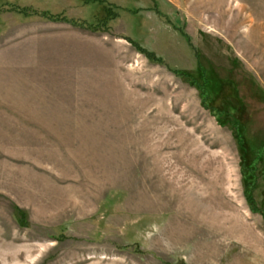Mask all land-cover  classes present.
I'll return each mask as SVG.
<instances>
[{
  "label": "rangeland",
  "instance_id": "obj_1",
  "mask_svg": "<svg viewBox=\"0 0 264 264\" xmlns=\"http://www.w3.org/2000/svg\"><path fill=\"white\" fill-rule=\"evenodd\" d=\"M196 50L263 90L260 143L264 0H0V264H264L232 131L171 70Z\"/></svg>",
  "mask_w": 264,
  "mask_h": 264
},
{
  "label": "trees",
  "instance_id": "obj_2",
  "mask_svg": "<svg viewBox=\"0 0 264 264\" xmlns=\"http://www.w3.org/2000/svg\"><path fill=\"white\" fill-rule=\"evenodd\" d=\"M104 11L107 12V19L113 18L114 13H112L109 7L104 6ZM46 13L48 12L45 11L44 14L48 16ZM103 17H96L97 22L104 24L105 20ZM182 34L188 39L185 33L182 32ZM131 42L149 60L159 63L164 61L153 50L142 47L132 39ZM195 56L196 66L194 68H171V70L195 86L199 90L202 106L214 111L218 122L221 125H227L231 129L237 149L240 152L243 190L248 206L252 211L262 213L264 217V208L256 202L254 197L258 172L263 181L262 194L264 195V140L256 143L246 137L250 114L245 109L244 99L240 95V88L244 85L255 86L259 92L261 91V95L258 96L261 98L263 96V90L261 88L258 89L257 84L251 76L240 73L239 77H236L234 74V65L239 66L236 59H232L231 61L233 67L221 70L218 65H215L211 60L205 58L199 50L195 51ZM21 219L18 216L17 221L20 222Z\"/></svg>",
  "mask_w": 264,
  "mask_h": 264
}]
</instances>
